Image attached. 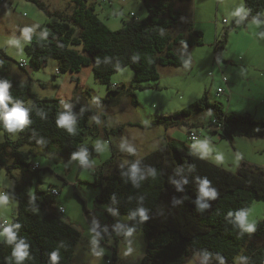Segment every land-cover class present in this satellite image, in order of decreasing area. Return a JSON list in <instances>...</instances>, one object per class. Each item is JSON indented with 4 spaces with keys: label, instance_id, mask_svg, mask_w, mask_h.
I'll list each match as a JSON object with an SVG mask.
<instances>
[{
    "label": "trees",
    "instance_id": "1",
    "mask_svg": "<svg viewBox=\"0 0 264 264\" xmlns=\"http://www.w3.org/2000/svg\"><path fill=\"white\" fill-rule=\"evenodd\" d=\"M33 1L45 9L44 3ZM71 1V15L57 13L59 20L50 22L42 35L27 44V55L36 68L47 64L49 58L58 59L61 72H79L83 66H91L95 78L107 85V96L97 98L100 106L118 105L126 93L134 94L133 102L137 103L134 90L146 88L142 82L158 80L160 66H188L191 56L185 48L204 43V34L195 28L188 8L177 7L178 2L192 0H142L147 16L141 21H125L116 30L100 18L96 1ZM244 1L246 10L232 19L215 43L218 59H222L231 29L240 22L264 18V0ZM7 3L8 0L1 10ZM24 61L18 62L20 68L26 67V61L21 64ZM11 66L12 59L0 49V80L10 82L14 101L29 110V123L19 130L17 140L7 134L0 141V167L7 166L12 158L16 166L38 174L41 166L38 163V168H33L36 163L29 161L30 152L21 149L24 144L43 147L65 158L80 153L89 158L97 156L98 148L84 143L87 133L93 130L89 120L95 111L75 98L38 97L31 82L11 74ZM125 66L133 69L132 82L114 83L113 74ZM202 111L214 116L212 130L219 132L221 139L264 137L263 117L248 111H227L218 102L210 101L207 89L194 103L174 114H164L153 123L169 127L187 117L197 118ZM64 113L73 117L71 130L57 123ZM181 115L185 117L175 120ZM0 130L8 131L2 122ZM191 132L197 134L196 140L190 138ZM200 135L190 129L188 139L197 141ZM133 166L137 169L135 177L131 175ZM100 172L101 192L97 199L129 215L126 227L142 230L147 238L148 248L141 264H186L195 254L218 263L231 262L239 253L242 264H264V219L251 232L240 227L236 219L237 213H248L254 200L264 197V167L242 161L234 172L199 155L187 142L169 138L128 165L107 174ZM205 178L217 192L215 198L201 199L200 182ZM8 194L17 201V215L6 226L17 239L9 240L4 235L0 241V264H53V252L59 253L57 264H74L80 232L61 217L58 208L43 215L37 211L51 208L47 192L37 189L32 194L27 181L17 183ZM197 201L208 207L200 209ZM2 222L0 230L6 227ZM18 240L24 241L27 251L19 262L13 255ZM257 241L262 243L256 245Z\"/></svg>",
    "mask_w": 264,
    "mask_h": 264
},
{
    "label": "rangeland",
    "instance_id": "2",
    "mask_svg": "<svg viewBox=\"0 0 264 264\" xmlns=\"http://www.w3.org/2000/svg\"><path fill=\"white\" fill-rule=\"evenodd\" d=\"M37 1L44 3L45 9L33 0H8L0 11V49H4L12 59L11 74L21 81L31 82L32 91L38 97L75 98L95 111L89 120L93 130L87 133L84 143L95 145L99 154L91 158L85 156L86 163H82L79 154L65 158L58 153L48 152L43 147L29 144L21 146L22 150L30 152L29 161L39 163L41 167L37 174L22 166H16L12 158L8 160L7 166L0 167V197H8L6 204L0 203V221H6L10 226L17 215V201L10 197L8 191L14 190L17 183L28 181L32 194L41 189L51 199V208L49 206L45 210H37L40 214L63 206L64 213L61 217L79 230L80 238L75 247L74 264H141L148 248L147 238L142 230L131 231L126 227L130 221L129 215L111 209L105 202L97 199L101 192L100 170L107 174L153 151L166 139L175 138L187 142L191 147H198L205 157L226 159V168L238 171L242 156L234 150L231 141L220 139L219 132L212 130L214 116L210 112H199L197 118L187 117L181 123L169 127L153 122L164 114H174L194 103L206 89L212 102L224 104L227 108L229 95L231 100V93L234 91L232 104L242 99L241 108L248 107L247 97L253 93L245 79L252 76L251 84L254 85L259 78L255 69L249 72L238 70L234 63L240 61V56L246 55L253 64L263 65L264 18L248 20L247 23L240 22L229 31L228 42L223 51V56L228 60L208 63L205 68H198L197 65L195 71L198 74L183 66H160L161 76L158 80L144 81L141 84L146 88L134 90L137 103L133 102L134 94L126 93L120 97L118 105L100 106L97 98L107 96V85L95 78L91 66H83L79 72H61L56 58H49L47 64L41 68L30 63L27 44L42 35L50 22L59 20L57 13L68 17L73 12L71 0ZM92 1H96L100 18L112 30L121 28L125 21H141L147 16L142 0H90ZM188 4L178 2L177 7L183 9ZM206 5V16L213 14V23L222 26L221 34L232 22L233 6L235 5V11L243 9V12L246 9L244 0H224V4L222 0L220 4L217 0H206ZM223 17L228 18L229 23L227 19L222 20ZM25 31H28L27 37ZM24 60L27 65L20 68L18 62ZM133 75V69L125 66L113 74L112 81L130 85ZM228 81L234 83L233 90ZM218 87L225 89V93H218ZM251 90L254 94L258 92L256 88ZM31 101L30 99L27 104ZM250 105L254 109V104ZM190 129L201 133L197 141L188 139ZM19 130H0V141L5 140L7 134L17 140ZM237 140L245 142L241 145L243 153H249L259 163L264 162V152L256 153L251 146V139ZM257 140L260 142V138ZM53 188L59 190L58 195H52ZM248 214L249 221L256 226L264 219V197L254 200ZM7 226L0 230V241L4 238L3 229ZM261 243L257 241L256 245ZM242 263V253L231 262L218 263L199 254L189 257L186 262Z\"/></svg>",
    "mask_w": 264,
    "mask_h": 264
},
{
    "label": "crops",
    "instance_id": "3",
    "mask_svg": "<svg viewBox=\"0 0 264 264\" xmlns=\"http://www.w3.org/2000/svg\"><path fill=\"white\" fill-rule=\"evenodd\" d=\"M222 1L224 4V0H222ZM217 2L220 4V0H217ZM188 3H187L188 4L187 10L189 12V16L193 20L195 28L199 31H202L204 34V43L202 45H194V46L185 48V50L188 51L190 53V56H191V62L186 67L189 68V70L193 69L192 72L194 74H198L199 72L195 71V68H196L195 66L198 65V68H205L204 66L208 63L213 64L214 61L215 62L216 61H224V59L225 60H228V59H226L223 56V53H222V59H218V57H216L215 43L217 42V40L222 35L221 34V32H222L221 27L222 26H220L221 24L216 25L213 23V14H211L209 17L206 16V14H205L206 9H207L206 0H192ZM192 6L194 7V9H192ZM233 7L234 8H233V11L231 13L232 18H234L236 15L240 14L238 12H241L243 10L242 9L241 11H235L236 10L235 5ZM204 16H206V18H204ZM216 16H218V15H216ZM223 19H227V22L229 23L228 18L223 17L222 20ZM245 23H247V22H245ZM249 29H250V26H249ZM239 59H240L239 62L234 63L238 67L237 69L238 70H244L247 72H249L252 69H255L259 80H255L256 83L254 85H252L251 84V80L253 78L252 76H248L245 79L248 87L250 88V91H252V93H253L250 97H247L246 103H247L248 107H245L244 109L241 108L242 99L237 100L234 103V105L232 104V101L235 98L234 91H232V93H231V95L233 96V98L231 100H230L231 96L229 95L228 107L227 108H226V106H224V107L227 111H230V112L243 113V112L248 111V112H251L256 117L262 118V116H264V63H263V65L262 64L255 65L251 62L250 58L246 55H244V57L240 56ZM232 62H234V61H232ZM263 62H264V59H263ZM226 67L227 66H225V69H227ZM228 82H229L230 88L233 90L234 83L230 82V81H228ZM219 88H222V87H218V89ZM253 88H256L258 90V92H256L254 94V91L251 90ZM220 93H225V89H223V91ZM250 103L254 104V109L250 105ZM237 138H246V137H236L233 141H231V143L234 147V150L236 152L240 153V155L242 156L241 162L246 161L248 163L264 167V165H260V164H264V162L259 163L258 161L253 159V156H250L249 153H247V152L243 153V151H242L243 147L241 145L245 142H243L241 140H237ZM258 138H260V142H258V140H257ZM247 139H251V141H252V142H250L251 146L253 147V150L256 153L264 152V137L247 138ZM192 149H193V151H195L199 155L205 157L203 151L200 150L198 147H196V148L192 147ZM206 158H208L212 161H215V162H217V163H219L225 167L228 166V163H226L227 162L226 159H223L221 157H206Z\"/></svg>",
    "mask_w": 264,
    "mask_h": 264
},
{
    "label": "clouds",
    "instance_id": "4",
    "mask_svg": "<svg viewBox=\"0 0 264 264\" xmlns=\"http://www.w3.org/2000/svg\"><path fill=\"white\" fill-rule=\"evenodd\" d=\"M28 31H25V36L27 37ZM11 84L8 80H0V122H2L3 127L9 132H16L19 129L24 128L26 124L29 123V110L19 101H14L13 96L10 93ZM60 126H67L71 130L73 124V117L70 113L61 114L57 121ZM131 151V149H129ZM81 162L86 163L84 153L79 154ZM137 169L135 166L131 169V175L136 176ZM200 196L201 199L204 197L215 198L217 192L215 189L210 187V181L207 178L201 180L200 182ZM8 197H0V203H7ZM199 208L204 209L208 207L207 204L197 201ZM231 215V213H229ZM141 215L143 212L141 211ZM248 213L239 212L236 214V219L239 222V226L248 231H254L256 225L254 222L249 221ZM145 219L147 217H144ZM3 234L7 236L9 240H16L17 237L15 232L11 228L3 229ZM13 255L16 257L17 261H23L27 256L26 245L23 240H18L15 249L13 250ZM60 256L58 252L51 253V260L53 264H57Z\"/></svg>",
    "mask_w": 264,
    "mask_h": 264
},
{
    "label": "built area",
    "instance_id": "5",
    "mask_svg": "<svg viewBox=\"0 0 264 264\" xmlns=\"http://www.w3.org/2000/svg\"><path fill=\"white\" fill-rule=\"evenodd\" d=\"M5 3H6V0H0V11H1L2 6H3ZM131 15H133V13H132ZM224 21H226V20H224ZM21 64L24 65V64H25V61L22 62ZM222 91H223V89H222V88H219L217 92L220 93V92H222ZM190 138L193 139V140H196V139L198 138V136H197V134H196L195 132H191V134H190ZM38 166H39V164L36 163V164L34 165L33 168L36 169V168H38ZM51 193H52L53 196H56V195L59 194V190L56 189V188H53V189L51 190ZM58 211H59L61 214L64 213V208H63V206L59 207V208H58ZM2 225H3V226H6V225H7V222H6V221H3V222H2Z\"/></svg>",
    "mask_w": 264,
    "mask_h": 264
},
{
    "label": "water",
    "instance_id": "6",
    "mask_svg": "<svg viewBox=\"0 0 264 264\" xmlns=\"http://www.w3.org/2000/svg\"><path fill=\"white\" fill-rule=\"evenodd\" d=\"M184 117H185L184 115H181V116L175 117V120L182 119Z\"/></svg>",
    "mask_w": 264,
    "mask_h": 264
}]
</instances>
